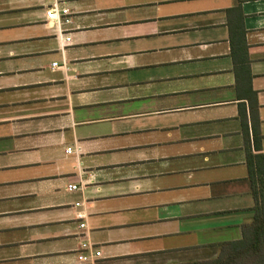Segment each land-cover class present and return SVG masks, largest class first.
Wrapping results in <instances>:
<instances>
[{"label": "crops", "instance_id": "0c3cea01", "mask_svg": "<svg viewBox=\"0 0 264 264\" xmlns=\"http://www.w3.org/2000/svg\"><path fill=\"white\" fill-rule=\"evenodd\" d=\"M248 152L264 0H0V264L213 260L254 215Z\"/></svg>", "mask_w": 264, "mask_h": 264}, {"label": "trees", "instance_id": "16d2710c", "mask_svg": "<svg viewBox=\"0 0 264 264\" xmlns=\"http://www.w3.org/2000/svg\"><path fill=\"white\" fill-rule=\"evenodd\" d=\"M249 182L254 200L251 222L241 226L242 236L237 241L225 242L218 247V256L209 261L187 264H264V165L262 156L248 152Z\"/></svg>", "mask_w": 264, "mask_h": 264}, {"label": "built area", "instance_id": "2783aa9c", "mask_svg": "<svg viewBox=\"0 0 264 264\" xmlns=\"http://www.w3.org/2000/svg\"><path fill=\"white\" fill-rule=\"evenodd\" d=\"M66 10H62V13H66ZM57 7L54 5V7L49 8L46 11V19L47 20H55L57 22H59V17H57ZM70 38H66V41L69 42ZM57 63H53L52 66H56ZM66 153H71V148L66 149ZM67 190L69 191H75L77 190V187L75 185H70L67 187ZM81 228H84V224H81L80 226ZM81 250H87L88 254H80V256L78 257L80 263H89L91 262L94 258H98L100 257V252L99 251H93L92 250V246L90 244H82L81 245Z\"/></svg>", "mask_w": 264, "mask_h": 264}]
</instances>
